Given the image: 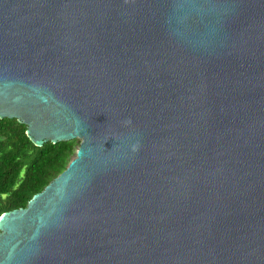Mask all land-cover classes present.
Listing matches in <instances>:
<instances>
[{
	"label": "water",
	"instance_id": "water-1",
	"mask_svg": "<svg viewBox=\"0 0 264 264\" xmlns=\"http://www.w3.org/2000/svg\"><path fill=\"white\" fill-rule=\"evenodd\" d=\"M4 118L80 143L0 264H264V0H0Z\"/></svg>",
	"mask_w": 264,
	"mask_h": 264
},
{
	"label": "trees",
	"instance_id": "trees-1",
	"mask_svg": "<svg viewBox=\"0 0 264 264\" xmlns=\"http://www.w3.org/2000/svg\"><path fill=\"white\" fill-rule=\"evenodd\" d=\"M78 140L35 146L26 126L16 119H0V217L25 208L32 197L65 170Z\"/></svg>",
	"mask_w": 264,
	"mask_h": 264
},
{
	"label": "rangeland",
	"instance_id": "rangeland-1",
	"mask_svg": "<svg viewBox=\"0 0 264 264\" xmlns=\"http://www.w3.org/2000/svg\"><path fill=\"white\" fill-rule=\"evenodd\" d=\"M78 143H80V141L78 140Z\"/></svg>",
	"mask_w": 264,
	"mask_h": 264
}]
</instances>
